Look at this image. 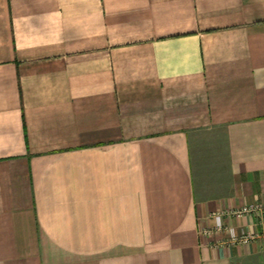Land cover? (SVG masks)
<instances>
[{
    "label": "crops",
    "instance_id": "crops-1",
    "mask_svg": "<svg viewBox=\"0 0 264 264\" xmlns=\"http://www.w3.org/2000/svg\"><path fill=\"white\" fill-rule=\"evenodd\" d=\"M254 204L264 0H0V264H264Z\"/></svg>",
    "mask_w": 264,
    "mask_h": 264
},
{
    "label": "built area",
    "instance_id": "built-area-1",
    "mask_svg": "<svg viewBox=\"0 0 264 264\" xmlns=\"http://www.w3.org/2000/svg\"><path fill=\"white\" fill-rule=\"evenodd\" d=\"M264 216V205L242 206L233 210L219 211L210 216L213 220V227L202 230L204 236H209L213 233H221L226 236L225 243L227 244H242L246 245L253 241L260 240L264 243V227L260 232L245 231L237 233L235 228L230 225H225L224 218H262Z\"/></svg>",
    "mask_w": 264,
    "mask_h": 264
},
{
    "label": "rangeland",
    "instance_id": "rangeland-1",
    "mask_svg": "<svg viewBox=\"0 0 264 264\" xmlns=\"http://www.w3.org/2000/svg\"><path fill=\"white\" fill-rule=\"evenodd\" d=\"M257 225V224H256Z\"/></svg>",
    "mask_w": 264,
    "mask_h": 264
}]
</instances>
